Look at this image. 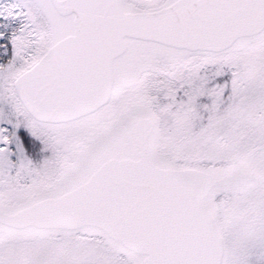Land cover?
<instances>
[{"label": "snow or ice", "instance_id": "obj_1", "mask_svg": "<svg viewBox=\"0 0 264 264\" xmlns=\"http://www.w3.org/2000/svg\"><path fill=\"white\" fill-rule=\"evenodd\" d=\"M0 264H264V0H0Z\"/></svg>", "mask_w": 264, "mask_h": 264}]
</instances>
